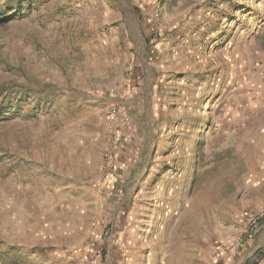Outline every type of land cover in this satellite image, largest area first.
<instances>
[{
  "label": "rangeland",
  "instance_id": "rangeland-1",
  "mask_svg": "<svg viewBox=\"0 0 264 264\" xmlns=\"http://www.w3.org/2000/svg\"><path fill=\"white\" fill-rule=\"evenodd\" d=\"M120 17L99 76L91 41ZM82 197L94 235L71 240ZM138 200L139 264H209L264 210V0H0V264L104 258Z\"/></svg>",
  "mask_w": 264,
  "mask_h": 264
},
{
  "label": "crops",
  "instance_id": "crops-1",
  "mask_svg": "<svg viewBox=\"0 0 264 264\" xmlns=\"http://www.w3.org/2000/svg\"><path fill=\"white\" fill-rule=\"evenodd\" d=\"M109 10V16L115 13L114 10ZM119 13V16H121V11L117 10ZM128 11H130L128 9ZM114 12V13H113ZM120 20L122 18L120 17ZM110 21V20H109ZM108 21V22H109ZM125 21L122 20V22L119 23L118 27L116 28H106L105 30H102L101 33H98V36L95 40L91 41L92 48L95 49V52L98 53L96 57H93L92 64L94 65V73L98 74L99 76H102L105 71L107 70V66L110 64V57L111 53L118 52V49L120 48L121 44V38L122 40H130V32L132 31L130 26L125 27ZM134 31H137L140 33L138 24L134 25ZM111 30V32H109ZM125 36V37H124ZM134 39L132 38V41ZM132 55V54H131ZM116 62L118 61L115 60ZM83 135V136H82ZM80 135V140L82 139L83 142L86 140L88 133L87 131H84ZM79 140V141H80ZM134 191L136 189H139V195L142 193V184L139 182L135 185ZM155 190V189H154ZM83 194H86L88 190L84 189ZM85 196V195H83ZM141 197V196H140ZM81 202H78L80 210L76 212V215L73 219H69L66 221L65 226L66 228H61L63 232L65 229H67L70 233V235H65L69 239H75L76 236L78 239H89L94 234L93 231L88 232H81V228H86L87 226H94V222L90 224V221L95 220L93 217L89 216L88 209H89V203H82L84 202L83 199L86 201H91L90 197L88 198H81ZM134 206L135 209H133L129 215V213L125 212L128 215H123V218L121 217L120 220H122L125 225L121 227V230L116 234L111 235L106 241L108 242L109 246L106 249V254L104 258H102L100 251L89 245H83L77 244V245H70V247L61 248L58 250L59 256L61 258H64L61 262V264H139V261H137L140 250H136V237L135 234L138 233L136 230L137 228L141 229L142 222H145L144 218L142 217L143 211L147 209V201H135ZM73 204V203H72ZM156 205V202L153 203L151 201V205ZM146 205V207H145ZM130 220L133 222H130ZM148 222V221H146ZM68 234V233H67ZM91 235V236H90ZM264 237V224H261L256 229L255 234L251 238H247L245 243L242 246V249L240 253H245L249 250H252L253 247H255V242L258 240H261ZM113 242V243H112ZM116 243V244H115ZM123 247V249L121 248ZM237 256V255H236ZM235 256V257H236ZM236 261L233 262L232 260L227 261L225 256L223 255L221 259H211V262L209 264H234ZM141 264V263H140ZM187 264V263H185ZM261 264H264V257L261 262Z\"/></svg>",
  "mask_w": 264,
  "mask_h": 264
},
{
  "label": "built area",
  "instance_id": "built-area-1",
  "mask_svg": "<svg viewBox=\"0 0 264 264\" xmlns=\"http://www.w3.org/2000/svg\"><path fill=\"white\" fill-rule=\"evenodd\" d=\"M264 219V210L259 213H245L236 223L235 233L228 239H221L216 243L213 250V258L221 259L224 255L226 260H232L240 252L247 238L253 237L258 226Z\"/></svg>",
  "mask_w": 264,
  "mask_h": 264
},
{
  "label": "trees",
  "instance_id": "trees-1",
  "mask_svg": "<svg viewBox=\"0 0 264 264\" xmlns=\"http://www.w3.org/2000/svg\"><path fill=\"white\" fill-rule=\"evenodd\" d=\"M264 222V219H263V221H262V223Z\"/></svg>",
  "mask_w": 264,
  "mask_h": 264
}]
</instances>
